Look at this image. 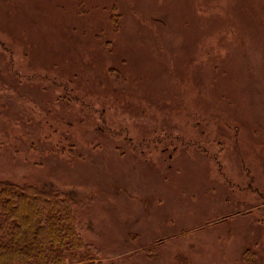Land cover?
I'll return each instance as SVG.
<instances>
[{
    "label": "rangeland",
    "instance_id": "374dc122",
    "mask_svg": "<svg viewBox=\"0 0 264 264\" xmlns=\"http://www.w3.org/2000/svg\"><path fill=\"white\" fill-rule=\"evenodd\" d=\"M0 180L98 264H264V0H0Z\"/></svg>",
    "mask_w": 264,
    "mask_h": 264
},
{
    "label": "trees",
    "instance_id": "16d2710c",
    "mask_svg": "<svg viewBox=\"0 0 264 264\" xmlns=\"http://www.w3.org/2000/svg\"><path fill=\"white\" fill-rule=\"evenodd\" d=\"M75 206L52 185L0 180V264H98Z\"/></svg>",
    "mask_w": 264,
    "mask_h": 264
},
{
    "label": "bare ground",
    "instance_id": "6f19581e",
    "mask_svg": "<svg viewBox=\"0 0 264 264\" xmlns=\"http://www.w3.org/2000/svg\"><path fill=\"white\" fill-rule=\"evenodd\" d=\"M192 138H194V141L198 140L197 138H195V136H190L189 139H192Z\"/></svg>",
    "mask_w": 264,
    "mask_h": 264
}]
</instances>
